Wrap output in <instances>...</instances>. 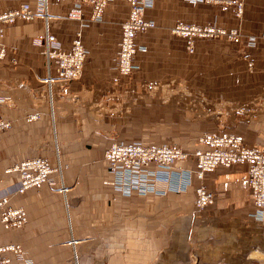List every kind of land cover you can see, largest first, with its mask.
Listing matches in <instances>:
<instances>
[{"label": "crops", "instance_id": "1", "mask_svg": "<svg viewBox=\"0 0 264 264\" xmlns=\"http://www.w3.org/2000/svg\"><path fill=\"white\" fill-rule=\"evenodd\" d=\"M22 1L35 3L0 0V11ZM73 1L47 0L46 16L17 18L0 36V116L9 122L0 131V195L16 187V172L8 168L25 157L40 155L61 165V185L41 184L9 197L8 205L24 209L25 221L8 231L0 221V244L18 243L30 259L24 263L8 251L9 264H99L100 258L106 264L121 258L131 264L264 263V234L248 215L246 163L204 171L183 191L189 202L148 203L158 196L114 190L102 157L125 133L128 123L118 114L127 99L147 98L149 82L186 87L172 90L173 97L188 99L186 111L172 103L173 113H182L173 118L174 129L231 133L246 146L264 149V37L246 41L264 32V0H243L239 17L230 4L153 0L144 15L155 26L135 33L144 49L133 54L138 68L128 77L115 69L126 0H110L99 20H90L89 6L82 5L81 22L65 17ZM175 22L213 23L240 35L195 37L187 52L183 37L170 30ZM77 29L85 49L80 76L64 84L43 80L44 55L34 39L46 30L67 49ZM188 140L195 148L196 138ZM192 163L190 158L183 164ZM49 176L56 180V173ZM199 181L213 198L195 209L200 216L189 218L180 211L194 207Z\"/></svg>", "mask_w": 264, "mask_h": 264}, {"label": "built area", "instance_id": "2", "mask_svg": "<svg viewBox=\"0 0 264 264\" xmlns=\"http://www.w3.org/2000/svg\"><path fill=\"white\" fill-rule=\"evenodd\" d=\"M110 0H74L67 10L65 17L81 19V6L90 8L89 19L99 20L101 9ZM153 0H126L127 13L120 22V36L117 41L115 69L119 76L128 77L137 64L133 61V54L144 49V45L135 40V33L154 27V22L143 16L145 7H149ZM216 3L221 6L233 5L234 13L239 14L242 0H195ZM47 0H35L34 4L22 1L15 6L0 11V36L5 25L16 18L31 19L44 17ZM171 30L184 37L187 52L193 49V36H218L224 34L228 38L238 37L235 30L226 31L213 23L197 25L194 23H175ZM259 35H247L246 41L252 42ZM41 46L46 70L43 80L59 81L61 84L76 79L81 74L85 49L80 41V30L74 31L67 49H63L56 38L44 30L40 37L34 39ZM9 125L8 120L0 116V131ZM199 142L206 147H196L191 150L183 149L173 142L161 144H144L139 141H112L104 150L102 157L110 173L112 188L122 195L136 193L139 195H164L168 192L180 193L192 185L193 179H200L206 170L217 165L228 166L235 163H246L245 182L247 184L252 209L248 215L259 222L264 234V149L246 146L241 139L231 133H203ZM192 159L191 166H184L181 162ZM180 162V163H177ZM9 170L16 172L17 185L13 190L0 195V221L5 231L21 227L25 221V211L20 206H10L7 201L14 193H22L25 189L41 184L54 183L49 176L51 172L60 175L61 165L52 166L46 157L33 155L25 157ZM213 194L199 181L193 187L192 203L195 209L202 208L212 201ZM12 251L29 263L30 259L23 256L18 243L0 244V264H9L5 252ZM264 264V263H261Z\"/></svg>", "mask_w": 264, "mask_h": 264}, {"label": "rangeland", "instance_id": "3", "mask_svg": "<svg viewBox=\"0 0 264 264\" xmlns=\"http://www.w3.org/2000/svg\"><path fill=\"white\" fill-rule=\"evenodd\" d=\"M178 23H182V22H178ZM175 34H178V33L175 32ZM221 35L226 37L224 34H219L218 36H221ZM180 36L183 37L182 35ZM207 37H217V36H207ZM173 88L176 89L174 92L178 93L177 89H180L179 91L182 93L183 89H185L186 87H184L182 83H181V87H179L178 83L149 82L145 87V89L147 90V96L145 97L147 98H145L146 102L144 106L143 105L140 106L139 104V102H142L143 100H145L143 99V97L142 98L133 97L130 100L127 99V104H125L126 110L124 111V108H122V112L118 114L119 116L124 117V119L126 120V123H128L127 124L128 126L125 128V131H123L125 133L123 137H121V141H128L130 138H137L141 140L142 142H144L145 144L146 143L147 144H159V143L173 142L181 146L183 149L191 150L189 148L188 138L195 137L197 140L196 147H201V148L206 147V144L199 142V137L203 135V133H206L209 131H199L198 132L194 130H181V129L173 128V125L175 124L177 125V123L173 124L174 123L173 118L182 117V113L181 111H179L177 106H175L174 110L176 112L179 111L181 114H179V112L173 113V104H172L173 101L176 104L180 105L181 110L186 111L188 108V99L186 97L177 98V97L172 96ZM185 161L181 162V164L184 165L183 163ZM54 184L61 185V174L59 176L56 175V180L51 185H54ZM168 193L164 195H153V196H158V197H152L151 199H148L147 202L148 203H155L159 201H164V202L188 201L189 202L190 200L187 196H185L184 192L182 193L172 192L174 194H168ZM193 208L191 210H181L180 214H185L189 218H193V217L195 218V217L200 216L201 214L199 215L198 211L195 210V208L194 209ZM130 216H131L130 214H127V217H130ZM188 228H190L189 230L190 232L187 233V235H189L190 237L189 236L188 237L191 239L192 238L191 230L193 229V226H190ZM192 248L193 247L191 246V249ZM139 261L140 260L138 261L134 260V262H137V263H139ZM106 262H107V259L100 258L99 264H106ZM118 264H131V263H130V259L121 258L119 259Z\"/></svg>", "mask_w": 264, "mask_h": 264}, {"label": "bare ground", "instance_id": "4", "mask_svg": "<svg viewBox=\"0 0 264 264\" xmlns=\"http://www.w3.org/2000/svg\"><path fill=\"white\" fill-rule=\"evenodd\" d=\"M243 1V0H242ZM204 2V1H203ZM152 3H153V1H152ZM209 3H211V2H209ZM214 4H216V3H214ZM152 5V4H151ZM150 5V6H151ZM147 7H145L144 8V10L146 9ZM241 9H242V7H241ZM102 10V9H101ZM144 10H143V16L145 17V15H144ZM240 13H241V11L239 12V14H238V16H240ZM237 15V14H236ZM146 18V17H145ZM17 19V18H16ZM32 19V18H31ZM78 20V19H77ZM81 20H82V18L80 19V20H78V21H80L81 22ZM12 23V22H11ZM10 24V23H9ZM79 25H81V24H79ZM154 26H155V23H154ZM152 28V27H151ZM147 29H150V28H147ZM144 30H146V29H144ZM144 30H138V31H144ZM236 32H237V30H235ZM137 32V31H136ZM172 32L173 33H175L173 30H172ZM238 33V32H237ZM179 34V33H178ZM222 34V33H221ZM80 35H81V32H80ZM195 37H203V36H193V38H192V46L194 45V38ZM228 38V37H227ZM238 37L236 36L235 38H228V39H232V40H234V39H237ZM136 40V39H135ZM80 41H81V38H80ZM82 43V42H81ZM193 50V49H192ZM85 57V56H84ZM83 61H84V59H83ZM138 67V66H137ZM137 69V68H136ZM136 69H134L133 71H135ZM132 71V72H133Z\"/></svg>", "mask_w": 264, "mask_h": 264}]
</instances>
